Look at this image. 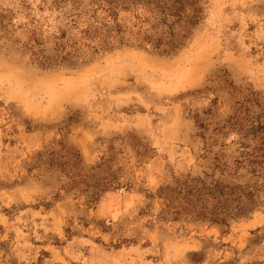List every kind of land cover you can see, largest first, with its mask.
Instances as JSON below:
<instances>
[{"label": "rangeland", "instance_id": "obj_1", "mask_svg": "<svg viewBox=\"0 0 264 264\" xmlns=\"http://www.w3.org/2000/svg\"><path fill=\"white\" fill-rule=\"evenodd\" d=\"M2 5L8 35L19 38V0ZM222 67L264 100V0H208L168 56L121 46L87 64L40 69L0 39V264H264V205L211 223L174 215L160 197L161 186L178 191L187 176L262 182L235 167L227 137L197 126L215 96L203 87ZM216 107L228 113V99L219 95ZM55 138L79 151L83 180L39 159ZM102 176L129 189L96 200L92 178Z\"/></svg>", "mask_w": 264, "mask_h": 264}, {"label": "trees", "instance_id": "obj_2", "mask_svg": "<svg viewBox=\"0 0 264 264\" xmlns=\"http://www.w3.org/2000/svg\"><path fill=\"white\" fill-rule=\"evenodd\" d=\"M3 1L0 0V39L40 69L87 64L121 46L172 55L185 45L208 4V0H19V11L25 20L19 22V38H14L8 35L13 24L7 12L10 9L2 5ZM203 90L215 96L202 110L197 126L203 133L209 132L208 137H227L235 145V167H244L262 182L246 185L213 179L207 183L200 177L187 176L178 191L166 185L159 192L163 204L176 216L185 214L225 223L264 205V100L251 87L235 84L225 67L218 69ZM219 95L229 102V112L224 115L217 112ZM212 116L213 122H206ZM68 126L62 120L58 127L62 136ZM125 137L133 138L134 134L128 132ZM149 149L153 151V147H144L146 152ZM37 155L64 174L66 167L73 168V177L66 175L71 181L86 176L83 171L87 166L79 151L63 138L53 139ZM96 167L100 164L89 169ZM92 182L91 196L96 200L106 190H127L130 185L107 176L92 178ZM66 186L65 183L60 189Z\"/></svg>", "mask_w": 264, "mask_h": 264}]
</instances>
